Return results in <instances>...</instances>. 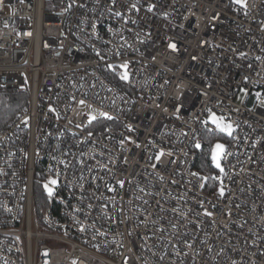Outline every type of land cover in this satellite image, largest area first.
<instances>
[{
  "label": "built area",
  "instance_id": "built-area-1",
  "mask_svg": "<svg viewBox=\"0 0 264 264\" xmlns=\"http://www.w3.org/2000/svg\"><path fill=\"white\" fill-rule=\"evenodd\" d=\"M24 87L0 264H264V0H2L0 88ZM215 139L224 172L202 174Z\"/></svg>",
  "mask_w": 264,
  "mask_h": 264
},
{
  "label": "snow or ice",
  "instance_id": "snow-or-ice-1",
  "mask_svg": "<svg viewBox=\"0 0 264 264\" xmlns=\"http://www.w3.org/2000/svg\"><path fill=\"white\" fill-rule=\"evenodd\" d=\"M234 3L239 4L241 7H246V3L245 0H233ZM0 3H2V0H0ZM112 3H115V0H112ZM69 7H71V5H69ZM133 8L136 7L135 4L132 5ZM149 12H151L153 10V6H149L147 9ZM93 28H95V25H93ZM29 35H31L29 33ZM170 47H172L173 49H175V45H170ZM97 55H99V53H97ZM241 55L243 56L244 54L241 53ZM259 59V58H258ZM111 67V65L109 66ZM121 67L123 69H125L124 72L120 73V79L123 81H128L129 79V73L127 72V68L128 65L125 63L123 65H121ZM245 80H247V78H245ZM243 91V89L241 90ZM257 97H260V94L257 93L256 94ZM261 104H264V99H261ZM80 104L83 105L84 101H80ZM49 111H55V109L50 108ZM99 116L104 117L107 120H111L113 119L112 116H110L107 112H100ZM97 117L96 115H91L89 118V123H92V121L96 120ZM25 123H27V120H25ZM202 123H204L205 125L207 124H212L215 126L216 130H218L221 133L226 134L227 136H232L233 132H234V128L233 125L231 123L226 122L225 117L223 116H217L216 113H214L211 109L208 110V118L206 120H204ZM129 131H132L131 128H129ZM125 139H128L127 137ZM137 147H139V144L136 145ZM195 147L197 149H199L201 147L200 143H196ZM169 155H171V153H169ZM225 155V145L221 144V143H216L214 145V147L211 149V160L213 165L220 170L221 173L224 172V169L221 167V158ZM164 156V152L163 150H161L155 157V159L157 161H160L161 157ZM156 165H153V167H155ZM193 175H197L196 173H193ZM59 173L56 174V176H50L47 178L45 184H44V190L47 193V196L49 197V199H52L55 195H56V190L59 187ZM200 179H207L206 177H200ZM119 185L121 188L124 187V182L123 181H119ZM110 191L112 189H109ZM141 191H143V189H141ZM220 195L223 196L224 195V190L223 188L220 189ZM205 215H211L210 213H205ZM81 231H84L83 228H81ZM189 247H191V245H188Z\"/></svg>",
  "mask_w": 264,
  "mask_h": 264
},
{
  "label": "trees",
  "instance_id": "trees-1",
  "mask_svg": "<svg viewBox=\"0 0 264 264\" xmlns=\"http://www.w3.org/2000/svg\"><path fill=\"white\" fill-rule=\"evenodd\" d=\"M30 91L27 87L20 89L0 88V129L8 128L22 113L30 108ZM211 147L201 153L196 167L202 174L215 171L211 157Z\"/></svg>",
  "mask_w": 264,
  "mask_h": 264
},
{
  "label": "rangeland",
  "instance_id": "rangeland-1",
  "mask_svg": "<svg viewBox=\"0 0 264 264\" xmlns=\"http://www.w3.org/2000/svg\"><path fill=\"white\" fill-rule=\"evenodd\" d=\"M247 2V0H245V3ZM31 95V94H30ZM83 112L85 113V115L88 117V118H90V116L91 115H96V117H100L99 116V111H97V110H95V109H93V108H91V107H85V108H83ZM216 143H221V144H224L225 145V149H226V144H225V142L222 140V139H215L214 141H213V143L211 144V149L214 147V145L216 144ZM210 157H211V151H210ZM214 166V165H213ZM221 167H222V158H221ZM214 169L216 170V171H220L219 169H217L215 166H214Z\"/></svg>",
  "mask_w": 264,
  "mask_h": 264
},
{
  "label": "bare ground",
  "instance_id": "bare-ground-1",
  "mask_svg": "<svg viewBox=\"0 0 264 264\" xmlns=\"http://www.w3.org/2000/svg\"><path fill=\"white\" fill-rule=\"evenodd\" d=\"M34 99L36 100V94L34 95Z\"/></svg>",
  "mask_w": 264,
  "mask_h": 264
}]
</instances>
